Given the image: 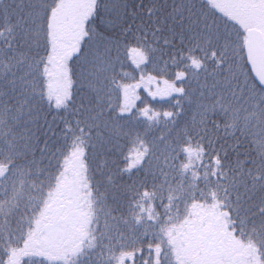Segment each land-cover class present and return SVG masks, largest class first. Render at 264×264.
Wrapping results in <instances>:
<instances>
[{
	"label": "snow or ice",
	"instance_id": "snow-or-ice-1",
	"mask_svg": "<svg viewBox=\"0 0 264 264\" xmlns=\"http://www.w3.org/2000/svg\"><path fill=\"white\" fill-rule=\"evenodd\" d=\"M141 259L264 264V0H0V264Z\"/></svg>",
	"mask_w": 264,
	"mask_h": 264
},
{
	"label": "trees",
	"instance_id": "trees-1",
	"mask_svg": "<svg viewBox=\"0 0 264 264\" xmlns=\"http://www.w3.org/2000/svg\"><path fill=\"white\" fill-rule=\"evenodd\" d=\"M138 94L141 96L142 99H145V100L147 99L146 93L143 91V89L138 90ZM138 103H139V102H138ZM153 103L155 104V102H153ZM140 106L142 107L143 105L140 104ZM155 106L159 107V104H156ZM131 148H132V145L129 144V145H128V149H131ZM144 247H145L144 258H146L147 255H148V253H147V242H145ZM142 259H143V258H142ZM142 259H141L140 264H142Z\"/></svg>",
	"mask_w": 264,
	"mask_h": 264
}]
</instances>
